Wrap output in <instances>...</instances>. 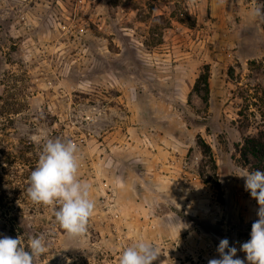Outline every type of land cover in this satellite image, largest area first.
<instances>
[{
	"label": "rangeland",
	"instance_id": "374dc122",
	"mask_svg": "<svg viewBox=\"0 0 264 264\" xmlns=\"http://www.w3.org/2000/svg\"><path fill=\"white\" fill-rule=\"evenodd\" d=\"M262 115L264 0H0V237L43 236L35 264H118L137 239L153 264H208L223 238L244 259L259 206L235 147ZM46 137L78 146L82 237L28 197Z\"/></svg>",
	"mask_w": 264,
	"mask_h": 264
},
{
	"label": "clouds",
	"instance_id": "9594fccd",
	"mask_svg": "<svg viewBox=\"0 0 264 264\" xmlns=\"http://www.w3.org/2000/svg\"><path fill=\"white\" fill-rule=\"evenodd\" d=\"M255 14L259 15V10ZM32 139L39 142L37 137ZM78 152V146L71 140L44 138L27 189L32 203L58 206L54 211L55 221L71 238L87 233L96 206L92 185L78 178ZM236 176L244 179L245 191L257 202L258 219L251 225L250 239L240 244L239 251L246 254L244 259L239 258L237 248L223 238L216 249L219 257L209 259L208 264H264V170H245ZM48 250L43 236L29 238L24 246L19 237L3 235L0 237V264H35ZM160 253L155 244L137 239L123 249L118 264H153Z\"/></svg>",
	"mask_w": 264,
	"mask_h": 264
},
{
	"label": "trees",
	"instance_id": "16d2710c",
	"mask_svg": "<svg viewBox=\"0 0 264 264\" xmlns=\"http://www.w3.org/2000/svg\"><path fill=\"white\" fill-rule=\"evenodd\" d=\"M198 84H201L204 88V95L207 96L208 94V70L205 66L203 68V73H201L197 79L195 80V83L193 85V90L197 92V86ZM202 102L206 104V98H201ZM243 121L247 122V115H241ZM261 118H264V115H262ZM239 130L243 128V126H239ZM204 150L202 151V154H208L209 149L205 145H203ZM235 151L238 154L239 161L243 166L250 165V168L252 171L256 169L264 170V133L261 131H258L255 135H245L242 138L241 144L237 145L235 147ZM251 157L254 159L255 163H250L249 158ZM13 222H15V218L11 219ZM16 225L12 223L13 231H18L15 228Z\"/></svg>",
	"mask_w": 264,
	"mask_h": 264
}]
</instances>
